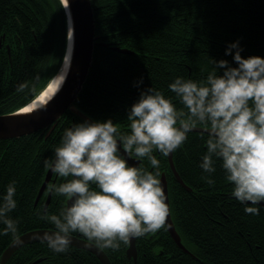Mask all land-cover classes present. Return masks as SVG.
I'll list each match as a JSON object with an SVG mask.
<instances>
[{
    "label": "trees",
    "instance_id": "1",
    "mask_svg": "<svg viewBox=\"0 0 264 264\" xmlns=\"http://www.w3.org/2000/svg\"><path fill=\"white\" fill-rule=\"evenodd\" d=\"M91 5L95 33L133 51L127 54L94 45L88 73L74 102L95 119L127 116L126 109L140 89L150 85L174 95L169 82L177 75L206 76L212 67L210 57L226 58L235 65L225 48L237 38L243 45L241 55L264 56V0H91ZM19 9V19L28 23L25 43L33 39L29 29L36 36L34 45L29 44L17 96L10 95V90L0 91V98L8 99L0 104V113L20 107L37 94L59 69L66 46V19L59 0H19ZM32 76L37 77L36 88L19 97V87L29 86ZM141 76L143 82L136 85ZM15 79L14 75L13 83ZM176 103L181 107L178 100ZM205 139L203 132H190L186 141L189 158L182 163L181 175L192 190L183 191V207L176 200L173 216L190 253L172 244L168 252L177 259L173 264H264V205L258 215L245 212L244 204L231 195L232 182L226 180L219 162L213 173L199 167ZM50 143L49 137L42 140L39 131L0 139V192L6 191L9 181H17L18 203L10 215L19 221L15 234L0 232V255L26 230L53 229L43 212H35L37 206H33L34 189L46 168L43 161L51 156ZM209 176L213 183L208 182ZM4 227L0 222V229ZM123 251L120 246L118 264H145L139 256L135 263L127 260ZM64 256L46 241L19 248V264L31 257H42L36 264H65ZM15 257L14 252L8 262Z\"/></svg>",
    "mask_w": 264,
    "mask_h": 264
},
{
    "label": "clouds",
    "instance_id": "2",
    "mask_svg": "<svg viewBox=\"0 0 264 264\" xmlns=\"http://www.w3.org/2000/svg\"><path fill=\"white\" fill-rule=\"evenodd\" d=\"M242 50L239 38L229 41L225 54L232 55L235 65L210 57L206 76L177 75L168 84L174 95L152 85L140 89L126 109L125 130L112 117L86 118L64 128L53 155L43 161L61 178L48 191L67 198L58 213L44 209L53 226L42 236L49 248L65 252L73 234L80 233L102 248L118 249L121 242L164 226L170 205L155 151L162 156L174 152L197 126L206 136L199 167L213 173L219 162L232 182L231 195L245 212L259 214L264 201V56H243ZM64 79L63 72L50 77L54 83L49 89L56 93ZM142 82L143 76L135 84ZM5 187L0 192V222L5 225L0 232L15 234L19 221L10 213L18 203L17 181Z\"/></svg>",
    "mask_w": 264,
    "mask_h": 264
},
{
    "label": "flooded vegetation",
    "instance_id": "3",
    "mask_svg": "<svg viewBox=\"0 0 264 264\" xmlns=\"http://www.w3.org/2000/svg\"><path fill=\"white\" fill-rule=\"evenodd\" d=\"M19 10H20L19 0H0V91L10 90V95L13 94L12 95L13 97H15L16 92L18 91L17 82L19 81L22 75L25 58L28 56V51H29L28 49L30 47L29 44L34 45L33 40L35 39L36 36L34 33V29L33 28L29 29L33 36V39L32 40L29 39L30 43L28 42L25 43V38L23 36H24L25 27L26 25H28V23L25 21L24 24V21L22 22L19 19ZM101 42H107V45H104ZM94 45H100L107 48H111V46H113V44H110L108 41L102 39L101 37L95 39L93 47ZM14 75L16 79L15 82L13 83ZM34 79L35 76L34 77L32 76V80L29 86L19 87V97L21 95H24L26 93V90H28L30 94L33 91V89L36 88L33 86L37 82V77L35 80ZM74 100H73V104L80 111H82L75 104ZM6 101H8L7 98L5 97L0 98V104H5L7 103ZM83 113L86 114L85 112ZM86 116H88L89 118H93L88 114H86ZM83 119L84 118L81 115L72 112L69 108H66L50 124L36 130L39 131V134L42 135V140H45L47 137L50 138L51 143L48 145L47 150L49 151L51 149V156L53 155L54 147L60 142V138L63 134L64 128L69 127L73 121H79ZM125 119L126 116H122L121 118L116 117V119H113L114 122H117L118 128L120 130L127 129V121ZM190 132H199V131H190ZM190 132L188 133V136ZM186 141L175 150V156L177 155V158L174 157V152H171L170 157L172 160V164L169 160V154L167 156H162L160 155L158 150L155 151V154L157 155L158 159H160V165H159L160 174H161L160 178L163 185V189L166 194V202L169 203L170 205V212L166 216L164 226H162L155 232H148L142 236L134 237L135 256L133 255L127 256L126 249L129 245V242L126 244L121 242V246L123 247L124 250L123 254L125 258L129 261H132L133 263L136 262L139 256V258L142 257L145 264L146 263L173 264L174 262H176L177 259L171 258L170 256L172 254L171 252H168L171 249L170 246L172 244L177 248H179L181 251L186 252L176 243L169 230V225L171 222L176 232L179 234L182 244L184 245L181 235L175 227L173 206L176 200H178L179 205L183 207L184 198H185L183 196V191L190 192L192 190V187L183 180L181 175L182 163H184L185 161L184 159L189 158L187 151L189 146L186 144ZM205 146L206 145H203V147ZM129 162L138 163V161L132 158H129ZM143 164L144 166L148 167L149 170L153 168V166L150 164L147 158L143 159ZM48 169L49 168H45L41 181L34 189L33 206L34 207L37 206L35 212H38V210L40 209L44 213V209L45 207H47V211L49 213H54V212L58 213L59 209L67 201V198L60 194L50 193L48 191V185L52 182H59L61 178H59L55 173H53L50 170L49 176L45 184L43 185V188H41V191L39 192L40 187L45 179V174L47 173ZM179 179L182 181V183ZM184 184L188 188L184 186ZM46 229H51V228H46ZM73 239L74 242H72L69 249L64 252L65 264H102L101 259L95 254V252H93L89 248L77 244V243H81L82 241L90 242L95 246H97L98 248H100L101 250H103L106 253L107 257L109 258L110 264H118L120 260V255H119L120 247L118 249H112L110 247L102 248L99 245L95 244L94 242L88 240L83 234L80 233H74ZM39 241H43V240H39ZM184 247L189 251V249L185 245ZM19 248H17L14 251L16 253V257L8 262V260L14 254L13 252L11 256L5 261L4 264H19ZM186 253H190V251ZM41 258L42 257H37V258L31 257L26 259L22 264H27L32 259H36L35 262L32 263V264H36ZM52 264H54V262Z\"/></svg>",
    "mask_w": 264,
    "mask_h": 264
},
{
    "label": "water",
    "instance_id": "4",
    "mask_svg": "<svg viewBox=\"0 0 264 264\" xmlns=\"http://www.w3.org/2000/svg\"><path fill=\"white\" fill-rule=\"evenodd\" d=\"M59 1L65 14L67 40L60 67L52 76L59 72H63L65 73V79L59 87V90L50 95L51 99L48 97L42 103H39L42 107L36 108L31 106L25 109L26 106L44 89L50 79L45 86L25 104L12 111L0 113V139H9L35 132L36 130L50 124L66 108L81 115L84 119L89 118L73 104V100L81 89L88 73L93 56L94 41L99 38L101 34L95 33L91 0ZM101 43L107 45V42ZM111 48L122 53H133L132 50L125 46L113 45ZM191 131L203 132V129L201 126H197ZM170 156L171 153H169V160L172 164ZM50 170L51 169L47 170L39 192L41 191V188H43ZM184 186L186 185L184 184ZM260 203L264 205V201H261ZM51 230L52 229L36 228L20 233L14 237L2 251L0 255V264H4L17 248L28 242L42 240L43 234ZM169 230L176 243L186 252H189L182 244L179 234L176 232L171 222ZM72 242H74V239ZM77 244L95 252V254L101 259L102 264H110L106 253L94 244L85 241ZM126 254L127 256H135L134 237L129 241ZM35 260L36 259H32L27 264H32Z\"/></svg>",
    "mask_w": 264,
    "mask_h": 264
},
{
    "label": "bare ground",
    "instance_id": "5",
    "mask_svg": "<svg viewBox=\"0 0 264 264\" xmlns=\"http://www.w3.org/2000/svg\"><path fill=\"white\" fill-rule=\"evenodd\" d=\"M50 83H54L53 81H49L47 85L44 87V89L26 106L25 109L28 107H31L34 104L42 103L45 99H47L53 92L52 89H49L48 85Z\"/></svg>",
    "mask_w": 264,
    "mask_h": 264
}]
</instances>
